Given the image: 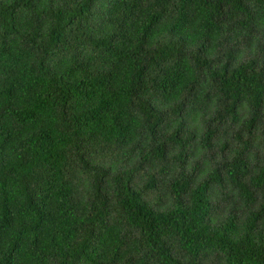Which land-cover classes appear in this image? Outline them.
I'll return each instance as SVG.
<instances>
[{
	"label": "trees",
	"instance_id": "16d2710c",
	"mask_svg": "<svg viewBox=\"0 0 264 264\" xmlns=\"http://www.w3.org/2000/svg\"><path fill=\"white\" fill-rule=\"evenodd\" d=\"M0 264H264V0H0Z\"/></svg>",
	"mask_w": 264,
	"mask_h": 264
}]
</instances>
